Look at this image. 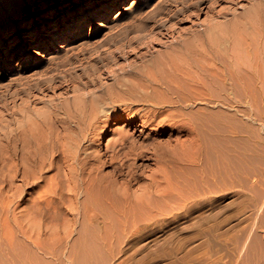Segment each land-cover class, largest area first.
<instances>
[{
	"label": "rangeland",
	"instance_id": "obj_1",
	"mask_svg": "<svg viewBox=\"0 0 264 264\" xmlns=\"http://www.w3.org/2000/svg\"><path fill=\"white\" fill-rule=\"evenodd\" d=\"M194 2L195 4H193ZM8 3L11 9L20 10L25 7L26 3H33V0H17V2L9 0ZM208 3L209 1L198 6L196 0H108L107 3L102 0H69L67 2L66 0L58 2L45 0L44 7H47L48 11L40 16H32L33 9L25 17L15 13L7 18L6 13L3 12L7 10L6 4L0 0V46L3 48L0 55V264H264V96L252 85L254 82L250 80L251 77L242 80L244 83L251 84V87L249 83L247 84L250 89L246 83L242 86L241 80L235 85L229 86L225 82L222 83L221 79L213 78L210 70H206L203 72L204 74L210 73L205 76L208 87H202V92L205 93L203 95L206 98H202L203 95L202 99L197 98L200 105L202 104L200 111L191 108L190 100L184 101L181 106H178L175 96L172 104H169L170 106H167L166 109L171 108L169 111L177 116L179 113L177 110L182 108L181 111H184V115L180 117L173 115L174 118L167 121L164 127L144 128L136 121L133 125L136 129L126 125L127 119L121 117L122 119H112L115 123L109 128L114 131L110 129L109 133L100 139L98 136L90 150L98 149L102 154L107 151V144L118 136V131L115 130H119L122 126L130 132L135 129V135L137 138L139 137L140 141H143L145 137L150 138L148 141L145 138V142H151L152 139L162 142H166L168 139L173 141L163 152L157 154L151 149H148L142 156L137 153L125 152L119 158L126 163L122 171L115 170L110 165L103 167L104 172L115 174L114 177H117L119 182L128 183L129 181L130 190L139 199L145 198L144 192L150 185L156 187L159 184V188L166 189L170 187L168 191L170 197L154 194L150 198L151 201L153 200L152 202L148 199L147 203L143 204L145 207L137 205L138 209L142 206L143 208L134 210L137 225L135 231H124L122 220L114 215L110 216L111 214L106 221L104 218H100L96 222L97 228L88 229L81 234L82 236L77 232L65 230V227L69 228L72 223L64 217L58 219L46 217L42 220L37 217H28L22 212L29 211L28 209L32 208L31 205L37 207L35 210L38 209L36 201L38 200L37 194L41 193L39 188L30 185L33 183L21 187V176L18 177L19 182L16 188H12L8 182L9 153L5 148L6 131L8 133V131L20 127L28 118L39 121L42 113L39 111L45 110L51 101L59 102L60 104H57L64 107L67 112L74 113L78 107L90 106L92 99L97 95L120 94L123 87L119 85V82L122 81L126 84L144 79L145 75L153 68L152 59L159 57L158 55L167 50L171 43L176 45L177 42L178 44L179 40L175 39L192 34L211 24L213 20H224L226 16L231 18L237 14L241 15L257 2L256 0H218L212 10L205 7ZM178 10L180 13L184 12L181 20L179 22L170 20V17ZM156 11L160 12L155 13ZM120 12L122 13L120 14ZM187 12H192V17ZM222 14L224 15L222 16ZM138 22L141 23L138 24ZM113 24L115 25L113 26ZM120 28L123 30L120 31ZM27 29L34 32L31 42L26 39ZM158 30L160 31L158 32ZM136 35L138 36L136 37ZM118 45L119 52L115 50ZM67 46L72 50L68 49L67 51ZM40 51H44L47 57H40ZM121 51L123 53L128 51V53L123 54ZM110 52L115 55L114 58ZM61 55L63 56L61 57ZM108 56L112 60L109 61ZM249 62L252 63V60ZM224 64L228 66L227 62ZM125 70L127 74H125ZM20 74L22 79H20ZM46 75L54 77L53 86H49V81L41 82L43 76ZM73 75L74 77H72ZM78 75H80V80H75ZM91 79L93 80L91 81ZM181 79L186 82V85H189L187 79L182 77ZM65 80L67 83L64 82ZM223 84L227 88V92H224L226 88H223ZM38 85L40 87H37ZM212 86H216V91ZM221 87L223 91H221ZM77 88L76 94L75 89ZM254 89H256L255 92ZM241 91L244 94L243 98L248 96L247 98H251L250 100H253L255 105H252V101L248 104L247 98L245 100L242 98ZM246 91L251 94L247 95ZM218 92L221 93L219 97ZM225 93L228 95L225 96ZM14 96L16 97L14 98ZM214 96L219 99L224 98L219 100ZM225 97H227V101ZM239 97L241 98L239 99ZM120 98V100L106 103V109L110 110L112 106H117L124 114L126 111L122 108L125 109L126 106H135L134 108L145 106L143 108L147 109L141 110L140 116H148L151 110L152 113L157 110L155 107L162 110V107L155 105L142 106L141 103L139 105V102L130 100L125 95ZM228 100L231 103H228ZM254 100L259 104L254 103ZM60 106L58 109L64 114L62 112L64 108H60ZM29 111L34 113L30 114ZM185 112L190 116H187ZM33 114L36 115L33 116ZM198 115L202 121L200 118V120L196 118L199 117ZM181 117L182 119H180ZM105 118L107 119L106 115L101 116L100 124L103 128L107 124ZM55 121L54 119L48 120L50 123H48L47 131H51L53 123L55 126L53 128L59 131L60 136H63L64 131ZM73 121H75L74 118L71 123ZM194 123L198 124L196 127L200 131L197 136L193 129ZM70 124V134L73 136L79 132V129L74 127L75 122L72 124L73 128ZM190 127H192L193 133L189 130ZM200 133H202V138ZM197 138L201 143L200 141L195 143ZM179 139H181L182 145L177 141ZM85 142L87 143V140ZM195 144L197 145L195 146ZM197 149L200 154L196 153ZM106 156L108 158V155H105L104 158ZM88 160L95 161L93 158H88ZM172 160L175 167L180 164L177 166L178 168H174ZM92 162L87 167L91 166ZM200 164L202 165L200 166ZM131 169H134L132 173L129 172ZM163 169L165 172L161 171ZM175 172L182 174L178 176L179 174ZM169 180L175 185V189ZM179 180H182L181 185L178 183ZM11 193H16L14 195L17 198L15 204L8 203V199L10 200L12 196ZM181 194L185 196L184 199ZM21 196H24L25 200L30 201L31 204L20 202ZM179 198L182 200L180 201ZM164 202L166 203L164 204ZM24 204L29 208L26 205L25 208ZM162 206L168 207L169 212L166 211V207ZM100 207L103 209L102 204ZM42 209L47 210V207L43 205ZM149 209H152L151 213L153 214L156 209L155 215H158H152ZM82 224L85 227L87 223ZM3 225L4 227L1 228ZM6 226H8L7 229Z\"/></svg>",
	"mask_w": 264,
	"mask_h": 264
},
{
	"label": "bare ground",
	"instance_id": "obj_2",
	"mask_svg": "<svg viewBox=\"0 0 264 264\" xmlns=\"http://www.w3.org/2000/svg\"><path fill=\"white\" fill-rule=\"evenodd\" d=\"M8 1L9 0H2V3L6 4L5 7L7 8V10H5L6 12L5 11H3V12L6 13L7 18H9L12 14H15V13L20 14L22 17H25L33 9H34V11L32 12V16H35V15L40 16L42 13H45L48 11L47 7H44L45 0H33V3H31V4L26 3L25 7H23L20 10L13 9V8L11 9ZM13 1L17 2V0H13ZM58 1H61V0H54V2H58ZM67 1H69V0H66V2ZM102 1L107 3L108 0H102ZM207 1H209V3L205 7L206 8L208 7L210 10H212L217 5V2H218V0H196V4H198V6H199V5H201ZM256 2L257 3H255L251 9L247 10L246 12L242 13L241 15L237 14L235 17L230 16L231 18H227V16H226V18L224 20H216V21L213 20V22L211 24H208L207 26L200 28V30H198L192 34H189L187 36L186 35L180 36L178 39H175V40H179L178 44H177V42H176V45L172 44V43L170 45L168 44L169 47H167L168 48L167 50H165L162 54L158 55L159 57L152 59L151 65L153 68H151V70L145 75L144 79H141L140 81H136V82L126 83V84L123 83L122 81L119 82V85L123 87L122 91H120L121 93L118 91V93H120V94L112 93L109 96L97 95V97H94L92 99L90 106L78 107L74 113L67 112L64 107H61L59 105L60 104L59 102H57V103H59V104H57L56 102L51 101L47 104V106L45 107V110L39 111L40 113L42 112L40 115L39 121L30 120L31 118L30 119L28 118L26 120V122H24V124L21 125L20 127L12 129L11 131H8V133L6 131V134H5L6 147L5 148H7L8 153H9V162H8V170H9V181L8 182H9V185L12 188H16L17 183L19 182L18 177L21 176V178H20V180L22 182L21 187H23L24 185H29L30 183H33L30 185H34L35 187L39 188V191L41 192V193H39V195L37 194L38 200L36 201V205L38 206V209L35 210L37 207L35 208L34 205H31L30 207H32V208H29L28 205L24 204L23 206L25 208L27 206L29 208L28 210L30 212L25 211V212H22V214L27 215L28 217L31 216V217H35V218L36 217L41 218V220H42V218H46V217H48V218L50 217V219L51 218L58 219V218L64 217L67 221H70L72 223L69 228L65 227V230H68L71 232H77L80 235L82 233H84L85 231H87L88 229H96L97 228L96 222H98V220L100 218H104V220L106 221L109 219L110 216L114 215L118 219L122 220L124 231H126V232L135 231L137 228V225H136V219H135L136 217L134 218V216H136V213L134 210H135V208H137V205L138 204L139 205L146 204L147 203L146 200H148V199L150 200V198L153 197L154 194L156 196L170 197L168 195V191L170 190L169 189L170 187L169 188L167 187L168 189H166L163 187L159 188V186H158L159 184L156 185V187H154L153 185H150L149 188L144 192V196L146 199L145 198L139 199L137 197V195L130 190L131 187L129 188V185H130V184H128L129 181H128V183L119 182V179L117 177H114L115 174L113 175L111 173L104 172L103 167L105 165L106 166L110 165L111 167L113 166L115 170H121L122 171L123 168L125 167L126 163H125V161L119 160V158L122 154L124 155L125 152L137 153L138 155L142 156V154L143 153L145 154V152H147L148 149H151L154 151V153L157 154V153L163 152L166 149V147L171 145V143L173 141H171V139H168V140H166V142H162V141H159L157 139H152L151 142H145L146 137L144 138L143 141H140L139 137L137 138L135 135L136 134V132L134 131L135 129L133 130V132H130V130H125V128L122 126L119 130H115V131H118L117 132L118 136L116 138L112 139V141H110L107 144V151L104 154L100 153L98 151V149L93 151L92 149L90 150V148L93 147L94 142L97 140L98 136H100L99 137V139H100V138H103V136L105 134L109 133V131L111 129V128H109V126H111L113 123H115L112 120L114 118L120 119L121 117H124L125 119H127L125 124L130 126V127H133V125L135 124L136 121H138V125H140L144 128H148L150 126L152 128H158L161 126L164 127V125L167 124V121H169L170 119H173L175 116L174 113H171L169 111L171 108L166 109L167 106H170L169 104H172L173 97H175V96L177 97L176 101H177L178 106L179 105L181 106L182 102H184V101L187 102L188 100H190L191 108H195L196 111H200V109L202 108V106H201L202 104L200 105L197 98H200V99L206 98L203 95L204 92H202L203 88L208 87L207 83L205 82V79H207V78H205V76L210 74V73L204 74L203 72L204 71L206 72V70H210L213 78L221 79L222 83L225 82L229 86L235 85L236 82H239L240 80L243 83L242 86H244L245 83L247 85L249 82L244 83L242 80H244L245 78L249 79V77H251L250 80H253V82H254V84H252V85H254L256 87V89L260 92V94L261 95L263 94V96H264V0H256ZM258 2H261V3H258ZM249 3H251V2H249ZM193 4H195V2ZM138 6H139V4H138ZM195 7H197V6H195ZM229 8H227V9H229ZM142 11H141V14H142ZM157 12H160V11H156L155 13H157ZM177 12H176V14H174L170 17V20H172L174 22H179V20H181L182 14L184 12L180 13L179 10ZM192 12H189V13L187 12V13L190 14V16L192 17V14H193ZM83 13H81V14L83 15ZM121 13L122 12H120V14ZM219 14H221V13H219ZM234 14H236V13H234ZM66 15H69V14L66 13ZM118 15H117V17H118ZM223 15L224 14H222V16ZM185 17L187 18V16H185ZM212 17H213V15H212ZM114 19L116 20V18H114ZM216 19H218V18H216ZM7 20H9V19H7ZM139 20H140V18H139ZM134 22H135V20H134ZM139 23H141V22H138V24ZM180 23H181V21H180ZM149 24H150V22H149ZM114 25L115 24H113V26ZM131 25L133 26L132 23H131ZM170 25H172V24L170 23ZM134 26H139V25H134ZM198 27H197V29H198ZM131 28L133 30V27H131ZM131 28H130V30H131ZM143 28H139V29H143ZM162 28H164V27H162ZM121 29L122 28H120V31H121ZM27 30L28 31L26 32V39L31 42L33 37H34L33 36L34 32L32 30H29V29H27ZM126 30H128V29L126 28ZM111 31H112V29H111ZM159 31L160 30H158V32ZM135 33H136V31L134 32V34ZM181 33H180V35H181ZM137 36L138 35H136V37ZM144 38H146V37H144ZM104 42H106V41H104ZM171 42H172V40H171ZM116 45H117V43H116ZM119 45L117 46V49H115V50H117V51L119 50L118 49ZM67 47H68L67 51H68V49H71L69 46H67ZM132 47H130V48H132ZM139 47H141V46H139ZM123 48H124V45H123ZM134 49H135V47H134ZM63 50H65V49H63ZM121 50L124 51V49H121ZM130 50H132V49H130ZM2 51H3V48H2V46H0V55L2 54ZM73 51H74V49H73ZM123 51H121V52L123 53ZM126 53H128V51ZM112 54L113 53H111L110 55H112ZM39 55L42 58L47 57V54L44 51H42V52L40 51ZM148 55H149V53H148ZM62 56L63 55H61V57ZM114 56L115 55L113 54L112 58H114ZM57 57H58V55H57ZM150 57L152 58V56H150ZM248 57H251V58L247 59ZM107 58H109V61L112 60L109 56ZM250 60H252V63L249 62ZM224 62H227L228 66L226 64H224ZM66 64H68V63H66ZM68 71H66V72H68ZM111 71H113V70H111ZM53 74H54V72H53ZM116 74H117V72H116ZM125 74H127L126 70H125ZM135 74H136V72H135ZM20 76H21V74H20ZM79 76L80 75H78V78L75 80H80ZM72 77H74V75ZM75 77H77V76H75ZM181 77L187 79V84H189L190 86L186 85V82H184L181 79ZM20 79H22V76ZM17 80H18V78H17ZM53 80H54L53 76H47L46 75L45 77L43 76L41 82L49 81L50 82L49 86L51 87V86H53ZM66 80H67V78H66ZM66 80L64 82H66ZM73 80H74V78H73ZM92 80L93 79H91V81ZM211 80H213V79L211 78ZM215 83H216V80H215ZM113 84H116V83L113 82ZM74 85H75V83H74ZM239 85L241 87L240 83H239ZM250 85L251 84L249 83V86ZM216 86H212V87L215 88ZM218 86H220V85L218 84ZM249 86H248V88L250 89L251 86L250 87ZM37 87H40V86L38 85ZM88 87H89V83H88ZM224 87L225 86L223 84V88ZM236 87H237V85H236ZM53 89H55V88H53ZM249 89H247V90H249ZM256 89H254V92ZM40 90H42V89H40ZM50 90H48V91H50ZM73 90H74V88H73ZM76 90H78V88L75 89V93H76ZM205 90L207 91V89H205ZM208 90H209V88H208ZM215 91H216V88H215ZM221 91H223L222 87H221ZM227 91L228 90L226 88V91H224V92H227ZM235 91H237L236 88H235ZM249 91L248 92L246 91L247 95L249 94ZM258 91H256V93ZM219 92H218V97L221 95V93H219ZM241 92H242L241 95L243 98V95H244L243 91H241ZM246 92H245V94H246ZM229 93H230V91H229ZM237 93H238V91H237ZM211 94H213V93L211 92ZM239 94H240V92H239ZM122 95L123 96L125 95L130 100L139 102V105H140V103L142 104V106L146 105V104L147 105H149V104L155 105V106L162 107V110L161 109L159 110L158 108L155 107V109H157V110H154L153 113L151 110V113H149L148 116H145V115L140 116L139 112L141 110L145 111L147 109V108H143L145 106L140 107V108H137V107L134 108L135 106H131V107L126 106L125 109L121 107L124 111H126L124 114L121 112V110L117 106H112V108L110 107L111 108L110 110L106 109V103H109L110 101H113V100H115V101L120 100L121 99L120 97H123ZM202 95H203V97L201 98ZM227 95H228V93L227 94L225 93V96H227ZM241 95H239V96H241ZM256 95H258V94H256ZM34 96H35V94H34ZM15 97L16 96H14V98ZM76 97L78 98V95H76ZM215 98L219 99L217 97H215ZM222 98H224V97H222ZM225 98L227 101V97H225ZM231 98H232V96H231ZM240 98L241 97H239V99ZM41 99H43V98H41ZM209 99L213 100L211 98H209ZM221 99H219V100H221ZM250 99L247 98V103L252 101V105H255V104H253V100H250ZM25 100H27V99L25 98ZM27 101L29 102V100H27ZM230 101H232V100H230ZM256 101H257V99H256ZM222 102H224V101H222ZM258 102L260 103V99H258ZM263 102H264V100H263ZM45 103H47V102H45ZM111 103H113V102H111ZM211 103H212V101H211ZM228 103H231V102H229V100H228ZM254 103H257V102H255V100H254ZM259 103H257V104H259ZM59 106H60V108H64V111L61 110L64 114H62L60 112V109H58ZM204 106H206V105H204ZM233 106H235V105H233ZM26 108H25V110H26ZM176 108H178V107H176ZM176 108H174V109H176ZM36 109H37V107H36ZM38 109H39V107H38ZM181 109L180 110L176 109L177 111H179V113H177L178 114L177 116H179V117L181 115L182 116L184 115V113H183L184 111H181ZM188 109H189V107H188ZM203 109H204V107H203ZM203 109H202V111H203ZM172 110H173V108H172ZM30 112L31 111H29V113ZM32 112L30 114H32ZM39 112H37V113H39ZM192 112H194V111H192ZM144 113H146V112H144ZM144 113H141V114H144ZM196 114H198V113H196ZM34 115H36V114H33V116ZM103 115L107 116V119L105 118L107 121L105 128H103V126L100 124L101 116H103ZM186 115L190 116L187 113H186ZM200 115H198L199 117H196V118L199 119ZM22 116H24V115H22ZM177 116H175V117H177ZM36 118H38V116H36ZM73 118L75 119V121H73V123L75 122L74 127L76 129H79V132L76 133L77 135L74 134L73 136H71V134H70V130H71L70 127L71 126H69V124L72 122ZM50 119L56 120L58 125L61 126L62 131H64L63 136H60L59 131L53 128V127H55V126H53V123H52L51 131L50 132L47 131V127L49 128L48 123H50V122H48V120L50 121ZM180 119H182V117ZM188 119H189V117H188ZM193 119H194V116H193ZM200 119L199 120L202 121V118H200ZM56 121H55V123H56ZM184 121H185V119H184ZM192 121H190V122H192ZM13 122L15 123V121H13ZM120 122H121V120H120ZM73 123H71L70 125H72ZM192 123H190V124H192ZM196 123H198V122H196ZM198 124H195V126L193 128V129H195L194 132L196 131V136L200 132L197 130V127H196V125H198ZM202 124H203V122H202ZM72 128H73V125H72ZM133 128H136V127H133ZM191 128L192 127H190L189 130H191V132H192ZM53 129L57 132H55ZM184 129H185V127H184ZM111 130L114 131V129H111ZM142 132H144V131H142ZM162 133H165V132H162ZM189 133H190V131H189ZM114 134H116V133H114ZM154 135H156V134H154ZM200 135H201L200 137L202 138V133H200ZM138 136H140V135H138ZM149 139H150L149 137L146 138V141H148ZM198 139L199 138L196 139L195 143L200 141V140L198 141ZM86 140H87V143L89 141L88 144L85 142ZM180 140L181 139H179L177 141L182 145L183 143ZM200 143H201V141H200ZM196 145L197 144H195V146ZM96 147H97V145H96ZM198 147L200 148V146H198ZM198 151H199V149H197L196 153H198ZM198 154H200V153H198ZM105 155H108V158H107V156L104 158ZM152 155H154V154H152ZM177 155H179V154H177ZM195 156H196V154H195ZM88 158H93L95 161H93V162L89 161ZM123 158H124V156L122 157V159ZM140 158H142V157H140ZM144 158H145V156H144ZM174 159L176 160L177 158H174ZM173 160L171 162L172 165H174ZM183 161H185V159H183ZM91 162H92V165L87 167V165ZM184 163H182V164H184ZM168 164L170 165V163H168ZM168 164L166 165V167L168 166ZM131 165H132V163H131ZM178 165H180V164H178ZM201 165L202 164H200V166ZM163 166H165V165H163ZM176 167L174 165V168H176ZM132 170L134 171V169H131V170H129V172L132 173ZM161 171L165 172V169H163ZM172 172L174 173V170ZM179 172H181V170ZM176 174H179L178 176H180L182 173L181 174L176 173ZM128 175H129V173H128ZM131 176H133V175H131ZM165 177H167V176H165ZM170 177L172 178V176H170ZM181 177H179V178H181ZM182 180H184V178ZM182 180L181 181L179 180V182L177 181L179 183V185H181L180 183L182 182ZM165 181H166V179H165ZM126 182H127V180H126ZM170 183H171V181H170ZM155 184H156V182H155ZM171 185H173L172 187L174 188L175 185L172 183H171ZM161 186H163V185H161ZM178 186L176 187V189L177 188L179 189ZM11 187H10V189H11ZM160 190H161V192H160ZM178 193H181V192H178ZM15 194L13 193L11 196V199L10 200L8 199V203L10 202L11 204H15L17 202V200H16L17 198H15V196H14ZM181 196H184V195L181 194ZM184 198H185V196L182 199H184ZM161 200H163V199H161ZM179 200H180V198H179ZM19 201L22 203L27 202L28 204H31L30 201L25 200L24 196H21ZM155 201H154V203H155ZM162 202L163 201H161V203ZM148 203H149V201H148ZM165 203L166 202H164V204ZM101 204L103 205V209L100 207ZM151 204H153V203H151ZM20 205H21V203H20ZM43 205H45L47 207V210L42 209ZM179 205H184V204H179ZM143 206L145 207V205H143ZM143 206L139 207V209L143 208ZM150 206H152V205H150ZM153 206H154V204H153ZM166 206H168V205H166ZM166 206H162V207H166ZM180 207L182 208V206H180ZM147 208H151V207H147ZM152 209H153V207H152ZM152 209L151 210L149 209L150 213H151ZM165 209H166V211L169 212L168 207H166ZM155 210L156 209H154V214L151 213L152 215H155ZM164 211H162V212L165 213ZM17 213H21V212H17ZM158 213H160V212L158 211ZM156 215H158V214H156ZM84 222L87 223L85 225V227H84V224H82ZM81 224L83 225L82 227L80 226ZM4 225L1 228H3ZM7 227L8 226H6V229H7ZM3 230H5V229H3ZM4 236H5V234H4Z\"/></svg>",
	"mask_w": 264,
	"mask_h": 264
}]
</instances>
